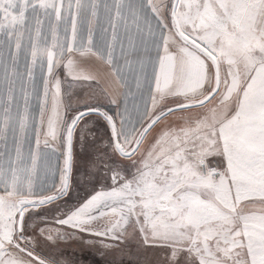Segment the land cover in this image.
Listing matches in <instances>:
<instances>
[{"label":"rangeland","instance_id":"374dc122","mask_svg":"<svg viewBox=\"0 0 264 264\" xmlns=\"http://www.w3.org/2000/svg\"><path fill=\"white\" fill-rule=\"evenodd\" d=\"M173 1L0 0V264H38L2 238L14 230L21 198L35 201L62 190L66 127L79 107L101 103L65 79L66 59L97 52L127 98L146 100L163 37L175 32ZM209 1L215 15L228 20L226 28L215 25L210 8L201 18L206 0H181L185 24L177 15L178 23L219 56H226L221 34L245 30L247 101L236 107L217 100L170 114L134 159L121 160L131 171L136 162L141 175L122 178V169L113 170L114 185L100 174L111 156L98 148L115 151L108 124L99 117L96 137L86 135L95 139L84 143L89 128L81 125L69 190L52 203L23 208V232L15 236L21 245L58 264H264V40L252 26L259 0H248L245 25L239 0ZM58 82L66 105L53 130L50 98ZM230 112L235 117L224 122ZM136 134L129 125L122 129V144L131 149ZM85 190L86 201L77 200ZM145 211L157 214L146 226Z\"/></svg>","mask_w":264,"mask_h":264},{"label":"crops","instance_id":"0c3cea01","mask_svg":"<svg viewBox=\"0 0 264 264\" xmlns=\"http://www.w3.org/2000/svg\"><path fill=\"white\" fill-rule=\"evenodd\" d=\"M239 2V5L243 6L239 17L241 15V23L245 25L246 22L248 23L247 9H250L249 5L251 2L249 1V5L248 0H239ZM210 6V1L206 0V9L201 16L202 19H206V11L209 8L211 9V14L212 10L214 11L212 6ZM255 7L252 20L253 30L264 40V0H259ZM214 12L218 16L217 12ZM177 15L182 26L185 22L184 15L180 14V2L177 8ZM236 18H238L237 15L232 18V21ZM225 20L228 21L227 19ZM199 23H201V20H199ZM239 31L221 34L225 41L226 56H219L206 47L210 52H213L218 60L221 79L219 91L206 105L213 103V101L221 100L220 103L223 106L237 107L248 99L249 54L247 34L244 32L245 30ZM64 68L66 72L65 79L82 88L81 92H85L89 96L95 94V96L101 97L100 104L93 100L87 103V106L79 107L80 109L77 112L88 108L110 111L116 120L119 136L121 130H124L129 125L137 132L135 137L137 138L142 129L163 109L203 100L215 88L213 64L199 51L183 42L173 31L166 32L163 37L154 81L146 100L127 98L125 86L118 76L115 75L111 65L93 50H84L71 54L66 59ZM50 100L49 122L50 127L55 130L66 105L64 88L60 82L54 84ZM235 115V113L230 112L224 122L231 121ZM167 117L160 120L153 127L145 137L143 144L155 128ZM98 121L99 117L85 118L79 123L76 130L78 131L79 127L84 125L83 127L89 128L86 134L95 133L93 123L97 124Z\"/></svg>","mask_w":264,"mask_h":264},{"label":"water","instance_id":"95a60500","mask_svg":"<svg viewBox=\"0 0 264 264\" xmlns=\"http://www.w3.org/2000/svg\"><path fill=\"white\" fill-rule=\"evenodd\" d=\"M180 0H174L171 8V22L173 24V27L175 29V33L177 36L186 44L193 47L197 51H199L201 54H203L210 62L213 64L214 72H215V88L212 90V92L203 100H200L195 103L191 104H182V105H175L169 108H166L159 112L156 116L152 118V120L142 129V131L137 136L135 143L131 149H127L121 142L118 126L116 123L115 118L113 115L104 109L99 108H88L78 111L69 122L68 126L66 127V130L64 132V140H65V165H64V181H63V187L62 190L57 194L49 195L48 197L37 199L35 201L28 200L26 198H21L17 202V211L15 213L14 217V230L12 231V234L2 238L3 241L9 242L11 245H13L17 250L22 252L24 255L29 257L31 260L37 262L38 264H54L45 258H43L40 255L35 254L33 251L29 250L28 248L21 245L16 239L15 234L17 232V229L19 231H22L23 222L25 218V212L23 210L26 206H34V205H44L48 203H52L56 200H59L61 197L66 195L67 191L69 190L70 185V178H71V171H72V164H73V148H74V135L75 131L79 125V123L88 117H100L106 121L108 124L112 138L114 143V148L119 154V156L123 158H131L135 155V153L139 150L141 144L143 143L145 137L147 134L153 129V127L163 118L169 116L170 114H173L175 112L185 111L193 108H199L203 107L206 104H208L212 98L217 94L220 88L221 79H220V67L219 63L217 61V58L201 43L195 41L191 37H189L185 32L183 33L178 20H177V8L179 5Z\"/></svg>","mask_w":264,"mask_h":264},{"label":"flooded vegetation","instance_id":"af4514ba","mask_svg":"<svg viewBox=\"0 0 264 264\" xmlns=\"http://www.w3.org/2000/svg\"><path fill=\"white\" fill-rule=\"evenodd\" d=\"M87 135V134H86ZM86 135H84V136H82V138H81V142L82 143H84L85 141L87 142V140H91V141H93L94 139H95V137H96V134L95 133H93V132H90V135L92 136H95V137H91V138H87V137H85ZM142 147H140L139 148V150L141 149ZM128 149V148H127ZM98 150H99V152H101V151H103V152H105L106 154L108 153H110L111 152V150L109 149V148H106V147H103L102 149H100V148H98ZM138 150V151H139ZM136 152L135 153V155L133 156V157H131V158H123V157H121L122 159H125V160H132V158L134 159V157L139 153V152ZM117 151L115 150V153H116ZM118 154V153H117ZM119 155V154H118ZM106 156V155H105ZM99 160H101V157H99L98 158ZM109 160H110V164L108 163V164H106V165H103L104 166V170L103 171H101L100 172V174H101V176H104V178L106 179V181H107V183L106 184H108L109 183V185H114V180H115V178H116V176L114 175V173H113V170H119V169H122V170H120V171H117V172H121L122 174H121V177L122 178H131V177H134V176H139V175H141V167L140 166H138L137 164H134V163H136V162H134L133 161V170L131 171V170H125V166H124V162L122 163V162H119L117 165H115V163H117V162H114V161H112V158L110 157V158H108ZM103 161H105V160H101V162H103ZM72 177H73V171H71V178H70V182H72ZM90 180H92V181H96V179L94 180L93 178H90ZM164 185H162L161 186V189H163L164 187H163ZM102 187H104V186H99V187H97V189L99 188V189H102ZM87 190H90V191H92V189L89 187V188H87ZM85 192V194H83V202H85L86 201V198H88V196H89V193L88 192H86V190L84 191ZM83 192V193H84ZM68 203H63V204H61V205H67ZM64 207V206H63ZM64 209H65V207H64ZM62 210L60 213H62V214H64L65 215V210ZM151 209V208H150ZM152 210V209H151ZM144 214H145V216H144V218H142V224H146L148 221L150 222L151 221V219L152 218H154V216L155 215H157L156 213H150V211L149 212H147V211H145L144 212ZM136 223V222H135ZM148 224V223H147ZM132 225V224H131ZM134 225V224H133ZM146 226V225H145ZM133 228H136V227H133ZM23 232V231H22ZM21 231H19V230H17V232H16V234H15V236L17 235V233H22ZM175 249H179L178 247H176L175 246ZM152 252H154L153 251V249H150L149 250V252H148V258H149V256H150V254L152 253ZM38 254V253H37ZM39 255L40 256H43V257H45L43 254H40L39 253ZM191 256V255H190ZM192 257V256H191ZM49 258V259H48ZM47 258V260L48 261H50V262H52V263H54V264H58L57 263V261H55L54 259H52V258H50V257H48ZM148 258H145V260L146 259H148ZM151 261V260H150ZM150 264H157V260L155 259V261H153L152 260V263H150Z\"/></svg>","mask_w":264,"mask_h":264},{"label":"trees","instance_id":"16d2710c","mask_svg":"<svg viewBox=\"0 0 264 264\" xmlns=\"http://www.w3.org/2000/svg\"><path fill=\"white\" fill-rule=\"evenodd\" d=\"M109 112H110V111H109ZM110 113H111V112H110ZM111 114H112V113H111ZM106 148H109V149L111 150V152L109 153V155L111 156L112 161H114V160H118V158L120 159V160H119L120 162H121V160H122V161H127V160H125V159L120 158L119 155L116 154L115 151L111 148V146H108V147H106ZM107 156H108V155H107ZM74 176H75V166L73 165V178H72V180L74 179ZM71 186H72V185H71ZM70 195H72V194H69V199H70ZM75 195H76V193H75ZM75 197H76L77 200L82 201V200H83V193L81 194V196H80V195H76Z\"/></svg>","mask_w":264,"mask_h":264},{"label":"bare ground","instance_id":"6f19581e","mask_svg":"<svg viewBox=\"0 0 264 264\" xmlns=\"http://www.w3.org/2000/svg\"><path fill=\"white\" fill-rule=\"evenodd\" d=\"M212 15H213V21H214V23H215V25L217 26V27H222V28H225L226 27V21L224 20V19H220V18H218L216 15H215V13L213 12V10H212ZM205 25V24H204ZM181 27V26H180ZM182 29V28H181ZM183 31V30H182ZM183 33H184V31H183ZM186 33V32H185ZM210 51V50H209ZM212 53V52H211ZM213 54V53H212ZM214 55V54H213ZM218 61V60H217ZM142 145V144H141ZM127 188V187H126ZM125 188V189H126ZM131 188V187H130ZM129 192V191H128ZM131 193V192H130ZM118 202V201H117ZM130 202H132V201H130ZM133 203V202H132ZM125 206V205H124ZM126 207H128V206H126ZM119 208V207H118ZM128 212H129V210H128ZM132 215V214H131ZM127 223V222H126Z\"/></svg>","mask_w":264,"mask_h":264}]
</instances>
